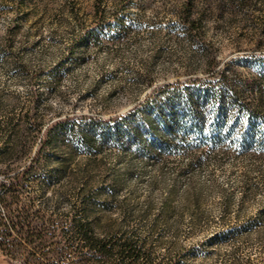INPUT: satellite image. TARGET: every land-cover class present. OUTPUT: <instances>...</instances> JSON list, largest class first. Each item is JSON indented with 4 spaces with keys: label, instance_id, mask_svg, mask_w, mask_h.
<instances>
[{
    "label": "rangeland",
    "instance_id": "374dc122",
    "mask_svg": "<svg viewBox=\"0 0 264 264\" xmlns=\"http://www.w3.org/2000/svg\"><path fill=\"white\" fill-rule=\"evenodd\" d=\"M102 1L110 23L89 34L96 25L97 0H0V100L9 108L16 101L19 115L30 93L42 92L35 111L45 130L61 118L120 119L137 110L153 89L190 80L209 83L230 63L239 77L259 80L264 89V0L236 5L210 0L213 9L193 34L179 15L185 0H129L116 16L117 0ZM248 95L253 98L254 92ZM201 110L202 128L181 107L175 120L184 122L183 131L201 161L189 166L188 153H165L172 128L165 109L154 113L151 127L141 116L131 123L145 132L152 152L135 149L125 128L118 143L109 140L99 151H81L67 161V172L59 173V160L68 157L64 147L45 149L41 177L25 186L20 203H33L32 212L54 228L67 212H82L74 184L87 175L99 190L88 212L100 217V224L116 220L146 237L156 260L169 256L177 243L188 250L186 264H230L235 255L263 262L260 161L242 153L237 135L227 140L226 151L199 150L227 129L219 127L218 111L210 103ZM37 148L35 143L33 151ZM5 180L0 172V183ZM253 218L258 221L252 230L232 241L220 238ZM68 258L61 264H72L73 257ZM19 263L0 252V264Z\"/></svg>",
    "mask_w": 264,
    "mask_h": 264
},
{
    "label": "trees",
    "instance_id": "16d2710c",
    "mask_svg": "<svg viewBox=\"0 0 264 264\" xmlns=\"http://www.w3.org/2000/svg\"><path fill=\"white\" fill-rule=\"evenodd\" d=\"M128 1L117 0L113 15L116 16ZM228 1L234 5L243 3V0ZM212 9L210 0H185L179 12L182 25L189 34L200 31ZM95 19L96 25L89 28V34L94 33L98 25L101 27L110 23L102 0L95 3ZM215 62V58H211L209 67L213 68ZM231 65L225 66L216 80L210 79L206 84L190 80L184 85L177 83L157 87L137 110L120 119L108 121L61 118L43 130L42 120L37 118L35 111L42 92H31L28 105L19 115L14 112L16 101L9 108L0 100V172H4L7 179L0 183V207L6 210L0 213V252L13 260H19V264H61L68 257H73L72 264H186L183 256L188 250L177 243L172 245L169 256L156 260L146 237L128 230L116 220L110 224H100V217L88 212L95 207L99 190L95 189L94 181L87 175L80 185L74 184V195L79 200L82 212H67L54 228L44 225L43 215L32 212L33 203L21 204L20 201L26 194L25 186L41 177L40 168L47 161L43 156L45 149L64 147L68 157L59 160V173H66L67 161L81 151H99L109 140L118 143L127 131L125 128L135 149L151 150L145 132L135 125L131 126V123L141 116L143 123L151 127L154 113L161 114L165 109L170 110L172 119V128L168 129L169 138L164 146L165 153H188L189 166L201 161L202 157L196 156L190 144L191 138L183 131L184 122L175 120L181 107L189 119L202 128L204 109L202 111L201 108L208 103L218 111L219 127L227 129L220 138L200 144L198 149L208 146L209 149L226 151L230 145L227 140H233L237 135L242 141V153L250 154L260 161L258 175L264 181V89L259 80L239 77V72ZM258 66L261 67V63ZM260 71L258 74L262 78L263 73ZM251 92H254L253 98L248 95ZM35 143L38 148L33 151ZM154 155L158 158L161 153ZM74 182H77L75 178ZM161 213L162 217L167 216L165 212ZM256 221L253 218L241 227L226 230L220 234V238L232 241L239 233L255 228ZM38 222H42L41 225ZM258 233L259 237L264 236V230L260 229ZM230 264H264V261L257 263L251 257L243 261L235 255Z\"/></svg>",
    "mask_w": 264,
    "mask_h": 264
}]
</instances>
